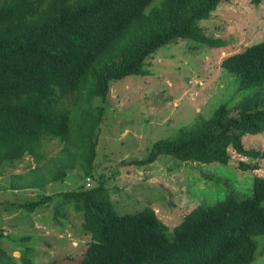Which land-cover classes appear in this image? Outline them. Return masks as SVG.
Segmentation results:
<instances>
[{"label":"trees","instance_id":"obj_1","mask_svg":"<svg viewBox=\"0 0 264 264\" xmlns=\"http://www.w3.org/2000/svg\"><path fill=\"white\" fill-rule=\"evenodd\" d=\"M153 2L0 0V167L26 156L36 163L10 175V190L63 181L78 163L91 176L104 114L93 101L106 100L113 82L146 75L145 61L158 48L183 38L228 47L226 39L207 36L196 25L231 0H160L150 7ZM220 67L238 77L239 91L251 93L154 142L127 165L150 166L162 155L201 164H227L232 154L264 160V151L243 143L244 136L264 132V40L226 56ZM53 140L63 147L46 159L44 144ZM238 167L259 170L258 163L240 161ZM102 178L97 175L90 188L12 204L33 213L54 200L56 216L77 205L80 229L90 239L78 264H253L264 252L257 240L264 236V177L254 176L245 197L228 193L198 205L171 230L151 207L119 215ZM4 232L0 226V264H58L23 255L17 260L4 248Z\"/></svg>","mask_w":264,"mask_h":264},{"label":"rangeland","instance_id":"obj_2","mask_svg":"<svg viewBox=\"0 0 264 264\" xmlns=\"http://www.w3.org/2000/svg\"><path fill=\"white\" fill-rule=\"evenodd\" d=\"M159 1L154 0L150 7ZM196 26L207 36L226 39L228 47L216 48L190 38L180 39L158 48L146 59V75L113 82L106 100L93 101L94 106L104 108V114L95 134L91 187L95 177L103 175L104 190L119 215L151 207L170 230L198 205H211L228 193L245 197L251 192L254 176L264 177V160L235 154L227 164L182 162L162 155L150 166L127 165L142 159L154 142L171 138L182 127L200 119H208L219 106L233 105L252 91H239L238 77L223 70L220 62L264 40V0L221 3ZM243 143L247 150L264 151V132L244 136ZM62 147L59 140L45 143V158L57 155ZM240 161L258 163L259 170H242L238 167ZM35 164L26 156L0 167V226L6 231L4 248L17 260L23 255L35 263L78 264L90 239L80 229L82 220L77 205L70 204L65 216H56L54 200L33 213L12 203L17 205L76 189L88 177L78 163L63 181L33 190H9L10 175L26 173ZM6 207L7 211L3 212ZM25 237L29 240H24ZM257 240L263 244L264 236ZM253 264H264L263 251Z\"/></svg>","mask_w":264,"mask_h":264},{"label":"built area","instance_id":"obj_3","mask_svg":"<svg viewBox=\"0 0 264 264\" xmlns=\"http://www.w3.org/2000/svg\"><path fill=\"white\" fill-rule=\"evenodd\" d=\"M85 188H90L91 187V178H87L86 180H85Z\"/></svg>","mask_w":264,"mask_h":264},{"label":"crops","instance_id":"obj_4","mask_svg":"<svg viewBox=\"0 0 264 264\" xmlns=\"http://www.w3.org/2000/svg\"><path fill=\"white\" fill-rule=\"evenodd\" d=\"M14 174V173H13ZM19 174V173H18ZM1 190V189H0ZM10 190V189H9ZM12 191H17V190H12ZM2 228H4V227H2ZM6 233V231L4 232V234ZM5 236H6V234H5ZM8 252V251H7Z\"/></svg>","mask_w":264,"mask_h":264}]
</instances>
